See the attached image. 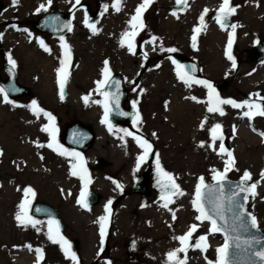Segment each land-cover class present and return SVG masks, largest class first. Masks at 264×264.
<instances>
[{"label":"rangeland","instance_id":"obj_1","mask_svg":"<svg viewBox=\"0 0 264 264\" xmlns=\"http://www.w3.org/2000/svg\"><path fill=\"white\" fill-rule=\"evenodd\" d=\"M1 1L0 68L5 59L9 61L11 57L15 61L17 80L29 89L30 95L7 98L9 102L6 103L0 93V264H73L61 245L49 239L50 222L30 214L29 208L35 202L59 209L67 221L76 223L71 229L78 230L83 236L79 264L93 261L92 242L86 235L91 212L74 206L82 193V186L77 183L82 184L79 175H72L73 165L79 163L71 155L74 152L64 145L61 148L66 154H59L56 136L53 142L50 133L42 131L44 127L51 129L53 122L43 113L34 114L33 102L52 117H61L63 123L82 117L83 123L92 126L96 137L93 146L88 147L89 162L93 164L95 158L102 157L112 165L97 169L96 175L102 172L119 174L120 177L131 174L141 156L136 141L132 136H124L121 130L127 129L111 126L110 132L109 125L101 123L104 83L100 82L105 80V61H108L110 74H120L126 82V105L135 104L138 109L139 122L135 126L132 123L134 133L146 137L149 143L154 141L155 155H159V162L167 167V172L176 179L183 192V195L171 197L173 202L167 208L163 207L165 199L158 196L144 200L140 210L135 205L139 203L138 197L133 202L130 198L123 200L115 216L118 234L133 239L138 233L141 241H148L146 236L157 232L160 237L146 247L152 260L164 264L169 261L168 253L180 248L177 238L186 235L190 226L196 225L192 237H207V250L191 248L182 257L178 253V258L184 260L186 256V264H216L219 259L217 249L223 247L224 238L211 232L208 220L196 219L200 213L193 201L200 177L208 184L215 181L216 172L225 173V161L229 157L216 154L221 143L218 140L213 142L211 133V129L219 124L220 134L225 136L235 159L234 167L224 177L240 178L245 171L251 174L250 181L258 186L255 198L249 195L247 211L256 217L257 227L264 235V179H261L264 172V136L261 135L264 133V116L249 119L245 113L249 111L246 105L251 102L237 97V93H253L259 98L264 95V61L252 62L248 55L255 43L264 40V0H230V6L235 8L231 26L237 25L231 47L234 68L233 60L228 59L232 27L222 29L211 18V13L220 9L223 0H185L186 4L179 12L172 9L177 0H154L143 12L142 30L133 29L132 17L143 0H121L119 11L113 7L116 0H79V3L76 0H52L50 6L48 0H19L16 6L12 0ZM41 4L48 11L66 12L78 7L73 15V30L62 36L68 45L70 59L61 46V37L42 34L33 27V22L45 12L37 11ZM86 8L96 14L92 23L96 26V34L86 26ZM197 25L202 28L196 43L200 44L199 57L205 70L210 72L215 66V77H212L230 83L219 98L242 105L238 108L232 104L220 105L224 115L208 111L207 95L204 109L195 106L199 112L191 115L194 106L189 92L192 89L173 77L164 59L168 53L166 49L178 50L193 42ZM134 30L138 31L132 42L135 54L129 51L123 35ZM153 37L156 38L154 41ZM40 41L49 51L41 47ZM30 54L34 56L30 58ZM61 61L66 62L69 73L63 104L60 103L58 82ZM85 96L89 97L87 104L83 99ZM183 103L189 104L186 105L189 117ZM242 132L251 139L245 138ZM49 144L53 147H48ZM124 150H127L126 156ZM42 182L45 188H42ZM27 188H31L35 196L25 197ZM70 192L71 197L67 195ZM111 195L112 191L106 193V197ZM25 201L29 202L26 204L27 215L37 222L35 226L31 223L21 225L16 219L21 213L20 205ZM145 202H149L147 206ZM51 227L55 235L56 230L53 225ZM37 249L43 253L40 261ZM114 257L113 264H120L118 257Z\"/></svg>","mask_w":264,"mask_h":264},{"label":"flooded vegetation","instance_id":"obj_2","mask_svg":"<svg viewBox=\"0 0 264 264\" xmlns=\"http://www.w3.org/2000/svg\"><path fill=\"white\" fill-rule=\"evenodd\" d=\"M215 25H217L216 22H215ZM197 26L199 28V25ZM194 35L198 36V34L195 32H194ZM170 49H173V47ZM199 50H200V44L196 43V47L194 48L193 42H189V43H186V45L182 46V48H178V50L176 49L175 52L168 51L166 55L169 56V58L165 59L164 57V59L167 60L168 65L173 74V77L178 78L183 85L190 87L192 89L190 90L189 94L192 97L193 106H202L204 109V106L206 105V102H205L206 99L204 97L207 95V93H209L207 91V87L202 83H191L190 85L185 84L178 77L177 72L178 70L182 69L180 67H176V65L179 64L180 62L179 58L193 62V64H195L194 68L189 65H184L182 70L187 72L195 80L207 81L208 83H210L212 87L215 89V93L218 94V96L221 94V91H218L216 88L220 86L223 82L227 83L225 86V88H227L228 86H230V83L226 79L219 82L214 78L215 77L214 73L216 69L215 66L210 72H207L205 70V67L203 66V62L200 60V57H199L200 55L199 53H201ZM248 55L252 62L264 61V59L259 60V61L253 60L250 54V50L248 51ZM232 68L234 67L232 66ZM195 71H196V74L192 75ZM204 74L210 75V76H206ZM3 76L4 78H2ZM5 77H6L5 74L1 72L0 79H5ZM241 94L242 95L246 94L247 97L249 95L250 98L248 97L249 100L247 101H251L253 103L260 104V105L262 103V97L264 96L263 95L262 97L259 98L257 94H253V93L251 94L250 93H237V97H239V99H241V96H240ZM64 99L63 100L60 99V103L63 104ZM102 116L104 119L105 109H104V114L102 113ZM83 119L84 118L81 117V119H76L68 123H63L61 117H59L58 115H54L55 136L57 138L56 145H59L60 148H61V145H64L66 148H69L70 151L74 153H79L73 147L67 146L65 144V136L67 133L68 126L75 122H79L80 124L84 125L85 128H88L93 134V139H92V142L90 143V145L91 144L92 145L91 146L89 145L90 147L88 146L89 148H91L94 144L95 137H96L95 130L92 129L91 125L83 123ZM109 124L112 127L125 128L129 132L133 133L134 135L139 136L143 139H146V137H142L134 133V130L132 127L133 124L117 126V125L111 124L108 121L107 125ZM153 143L154 141L151 140L150 142V144L152 145L151 154L144 161L139 162V169H137L138 162H135V169L131 172V174H127V176L125 175L124 177H120L119 174H110V173H103V172L96 175L95 171L97 169H102L104 167H110L112 166L111 162L106 161L105 159L100 157V158H95L93 160L94 163L91 164L87 157L88 151H89L88 148L85 149L83 152L79 153L80 156L83 158V167L87 170V177L91 181L87 185V195L85 197V203L87 204V208L84 207V210H83V211L89 210L91 212L89 214V217H91V219H89V224L87 225V231H86L87 239L92 242V248H93V253H94V257H93L94 259L93 261L90 262V264H100V263L113 264V262L116 260L114 256L118 257L117 260L118 262L120 261V264H157L156 261L150 258V253H148L147 251L148 247H146L148 244H150L149 242H153V240H151V235L149 236L144 235L148 238V241L146 239L141 241L140 239L142 237H138V233L135 237H133V239H127L126 237L119 235L115 228V223H116L115 216L120 211L119 206H121L120 203L123 200L130 198L129 200L133 202V201H136L135 197H138L137 200H139V203L135 205H136L137 210L138 209L140 210L143 207L142 202L144 200L154 199L157 196L159 198L166 196L165 194H162L159 191V188L161 189L163 187L162 184L165 183V180L159 174L158 169H157V164H156L157 155H155L156 153L154 151ZM137 148L140 149L141 155H143V149L140 148L138 144H137ZM58 152H59V149H58ZM126 152L127 150H124V156H126L125 155ZM160 166L167 172V167H164L163 165H161V163H160ZM229 179H237V178H229ZM77 183L80 186H82V192H83L85 190L84 183L80 184L79 181ZM175 183L178 184L176 179H175ZM117 185H120L121 187H117ZM110 188L112 191V195L109 197H106V193L111 194ZM104 191H107V192L104 193ZM67 195L71 197V192L67 193ZM89 195L96 196L97 200L95 204H93L94 200H91V198H89ZM80 198H81V193H80L79 200ZM109 201H111L112 203L110 205V215H109V221L106 227V236L104 238V243L102 245L101 236H100V224L98 221L100 217L108 215V213L105 212V209L106 207H109ZM90 203H92L93 205H91ZM147 203L149 202H145L144 205L147 206ZM74 206L76 209L77 207H82L80 203L78 204L75 203ZM54 210L57 212L59 218L63 222L62 227L57 228L59 235L68 241V243L71 245L72 252L76 254L78 260L81 259L80 248H81V241H82L83 236L82 234L81 235L79 234L78 230L76 231V230L71 229V227L75 226L76 223H71L67 221L64 218L63 213L59 209L58 210L54 209ZM139 234L141 235V233ZM197 239H198V236L196 235L190 238L191 246H189L187 250H190L191 248L193 250L196 249L195 244H196ZM74 244H77V248H78L77 251L74 248ZM179 247L181 248L182 245L180 244ZM117 250H120V252ZM118 252L119 254H117ZM179 254L181 255V257L185 255V253H179ZM164 264H175V263L168 261Z\"/></svg>","mask_w":264,"mask_h":264},{"label":"snow or ice","instance_id":"obj_3","mask_svg":"<svg viewBox=\"0 0 264 264\" xmlns=\"http://www.w3.org/2000/svg\"><path fill=\"white\" fill-rule=\"evenodd\" d=\"M52 0H48V5H51ZM77 3H79V0H76ZM154 2V0H143V3L138 6L136 8V15L132 17V27L133 29H139L142 30L144 25H143V21H142V15L143 12L147 9L148 6H150L152 3ZM178 3H183L184 0H177ZM12 3L14 6L19 4V0H12ZM120 3L121 0H116V3L113 5V7L116 8L117 11L120 10ZM47 11V7H45L44 4H41L39 6V8L37 9V11ZM235 12V8L230 6V0H223V3L220 6L219 9V13L216 17L217 22L220 24V27L223 29L225 27V22L229 19V17L234 14ZM175 15V13H173ZM205 15L207 14V10H205ZM201 25L203 26V15L201 16ZM86 26H88L89 28H91L93 30V34L97 33V29L95 24H88L87 19L85 21ZM65 27H69L68 25H65ZM232 35H230L229 37V43H228V59L229 60H233V57L231 55V47H232V42H233V37L235 34V30L237 25L233 24L232 26ZM202 30V28H196L194 29L195 33H200ZM138 34V31L134 30L131 33H124V38L127 40V46L129 48V51L132 52L133 54H135L134 52V48H133V40L135 38V36ZM156 38L153 37V41ZM196 39L197 36L193 35L192 40H193V47H196ZM61 41H62V48L65 49V55L70 59V55H69V49H68V45L66 43L63 42V37H61ZM41 47L44 48L45 51H49V49L47 48L46 45H44L43 41H40ZM121 44L123 46L124 44V40L121 41ZM166 51L169 52H175L176 49H166ZM9 62L12 64L13 67H15V61H13L11 59V57H9ZM62 67L58 72V75L60 76L59 79V84H60V95H61V99H64V87L65 84L67 82L68 79V71H67V65L65 61H61ZM233 67H235V61L233 60ZM104 75H105V80L101 81L100 83H107L108 80L111 79V74H110V70L108 69V61H105V68H104ZM178 77L185 83V84H191V83H202L204 84L208 89H209V104L211 105L208 108L209 112H219L220 115H224V111L222 108H220V105L223 104H232L233 107H241L242 105L236 104L234 101L231 100H221L218 96V94L215 93V89L212 87V85L210 83H208L207 81H199V80H195L193 77H191L187 72L181 70H178L177 72ZM117 85V89L119 88V82L116 81L114 82ZM0 93H4L3 89H0ZM105 95V103L103 104V107L105 109V118L101 121V123H108V112H109V101H108V93H104ZM85 104L88 103L89 101V97L85 96L83 97ZM4 100L5 102H9L7 99V94L4 93ZM116 103V106L118 107V99L114 101ZM249 109L248 112L245 113L246 116L249 117V119L253 118L256 115L259 116H264V105H260V104H255V103H250L246 105ZM133 107H135V104L133 105ZM33 112L34 114H36L37 116H39V114L43 113L50 121L53 122L52 128L49 129L48 127H44L42 129V131L45 132H49L53 142H55V127H54V117L51 116L50 113H46L43 112V109H40L38 107V105H36L35 101L33 102ZM139 122V115L137 114L136 119L134 120V126ZM201 127H203V124L201 125ZM220 129H221V125L216 124L212 129V140L213 142H215L216 140H223L222 135L220 134ZM109 131H112V127L109 124ZM123 131L124 136H132V138L137 142L138 146L140 148L143 149V155H141L138 158V163H137V169H139V162L140 161H144L150 154H151V149H152V145L146 140L143 139L139 136L134 135L133 133L127 131V130H121ZM262 136H264V133L261 134ZM122 138V137H121ZM42 146V145H41ZM48 147H53L52 144H49ZM201 147H203V144H201ZM57 149H59V154L60 155H65L66 154V150L62 149L59 147V145H57ZM56 150V149H54ZM220 153L222 154H226L229 159L227 161H225L226 164V168H225V173L221 174L219 172H216L215 175L213 176V179L217 181L218 184L221 183V181L224 180V176L226 175L227 171L232 169L234 167L235 164V159L232 156L231 152H228L225 147L223 142H221L220 144ZM0 155H2V153H0ZM72 156H74L78 161L79 164H74L73 165V171H72V175H79V178L84 181V191L81 193V198L78 201V203L81 204L82 207L87 208V204L85 203V197L87 195V185L91 182L90 179H88L87 177V170L83 167V158L80 156L79 153H72ZM156 164H157V169L159 174L163 177V179L165 180V184L163 185V187L165 188H171L172 192L170 195H166L164 197H162V199H165V203L163 205V207L167 208L168 205L170 203H172L173 201L171 200V196H175V195H183V192L180 190L179 185L175 183V179L174 177L169 174L168 172H166L161 166H160V162H159V155L157 154V158H156ZM77 169H79V171H77ZM252 179L251 174L248 171H245L243 174V178L241 183L237 186L238 191H236L235 193H233V197L239 195V193L243 192L245 193V196L243 197V199L246 201L248 196L251 195L252 198L254 199L256 196V191L255 189L257 188V183H251L250 185L248 184V181H250ZM261 179H264V172L261 173ZM117 187H121L120 185H117ZM208 186L205 185L204 183V178L200 177V181L199 184L196 187V199L193 201V204L196 208V211L200 213L199 216L196 217L197 220H209L211 222V232H217V231H221L222 229L217 225V222L215 219L212 218V215L209 214V212H207L204 208V206L202 205L201 201L203 199L202 196V189L207 188ZM210 191H215V189H209ZM24 194L25 197L29 196L30 194L32 196H35V192L31 189V188H27L24 190ZM233 197L229 198V202H232ZM29 203L28 201H25L24 204L20 205L21 208V213L17 215L16 219L18 222H20L21 225H26L28 223H31L33 226H35V224L37 223L36 221H33L31 219V217H29L27 215V209H26V204ZM111 201H109V207H106L105 212L108 213V215L102 216L99 218V224H100V236H101V244L103 245L104 243V238L106 236V227H107V223L109 221V215H110V205H111ZM222 202L221 203H217L215 205V215L220 216L221 219H223V214H222ZM236 207L238 208H242L243 205L236 203L235 204ZM238 219H242L245 215V213L243 211L239 212L236 214ZM173 219H175V214L173 213ZM52 223L54 222H50V226H49V239L52 240L53 243H59L61 245L62 250L65 253V256L68 257L69 259H71L73 261V264H79V260L76 256V254L74 252H72L71 250V245L68 243L67 240H65L62 236L59 235L58 230L56 231L55 235H53V230H52ZM247 224L242 222L241 227L244 228L245 230H247ZM250 226L251 228L255 229L257 228V220L255 216H251L250 217ZM197 230V226L196 225H192L190 226V230L189 232L181 237H178L177 239L180 241L182 247L177 249L176 251H172L168 253V259L169 261H174L175 264H186V256L184 260H181L178 258V253H186L187 248L189 246H191L190 244V238L192 237L193 233ZM229 238L226 236L225 237V244L223 245V247L217 249L218 255H219V259L216 262V264H232L231 260L229 259V248H230V244L228 242ZM207 237L205 236H201L199 237V240L196 242L195 247L199 248L201 251H206L207 250ZM244 243L248 244L250 242L245 241ZM237 247H239V244H237ZM37 252V259L38 261L42 260L43 258V253L40 249L36 250ZM254 255L256 257L259 258V260L261 262H264V250L261 251H256L254 253ZM211 264V262H210Z\"/></svg>","mask_w":264,"mask_h":264},{"label":"water","instance_id":"obj_4","mask_svg":"<svg viewBox=\"0 0 264 264\" xmlns=\"http://www.w3.org/2000/svg\"><path fill=\"white\" fill-rule=\"evenodd\" d=\"M184 6L183 3H177L174 10H181ZM76 7L71 8L67 12L62 11H46L41 17H39L33 26L36 30L41 33H47L52 36H63L70 32L69 27L72 29V15L74 14ZM3 11V5L0 1V13ZM219 11L212 15L216 18ZM94 14L86 10V19L88 23H92L94 19ZM231 24V16L225 22V27ZM251 57L253 60L258 61L264 59V41L257 44L251 51ZM180 59L181 65H189L195 67V65L188 60ZM2 71L6 74V79H0V88L4 90L7 97L15 99L20 97H27L30 95L29 89L17 83V74L15 68L12 64L6 61L3 64ZM1 73V70H0ZM196 74V71L193 73ZM119 82V88L117 89L116 82ZM226 82L218 86V90H223L226 86ZM108 93L109 101V112L108 120L115 125H130L137 116V110L133 105L125 107V102L127 98V88L124 83V79L119 74H112L111 79L103 86V95ZM242 98L246 99L245 95H241ZM118 99V107L116 106L115 100ZM104 95V103H105ZM262 105H264V97L262 100ZM93 134L84 125L79 122H75L68 126L67 133L65 136V143L75 149L83 152L92 142ZM227 147V146H226ZM242 178L236 181L233 180H223L220 184L217 181L208 184L207 188L202 189L203 199L201 201L205 210L212 215V218L216 220L217 225L222 229L219 231L224 237H228L230 248H229V259L232 264H264L258 257L254 255L256 251L264 250V235L258 228H251L250 226V215L247 213V200L245 201L243 197L245 193L241 192L239 195L233 197V193L238 191L237 186L241 183ZM166 183V182H165ZM163 183L162 185H164ZM250 185L251 182L248 181ZM209 189H215V191H210ZM161 193L170 195L172 192L171 188L162 187L159 188ZM233 197L232 202H229V198ZM91 200H94L93 204L96 203V196L89 195ZM248 199V198H247ZM222 202V214L223 219L220 216L215 215V205ZM236 203L243 205L242 208L235 206ZM93 205L92 203H90ZM90 206V205H89ZM243 211L245 213L242 219L237 218V213ZM32 215L36 217H47L54 222H57L58 226L62 227L59 217L56 211L50 206L43 203H35L31 209ZM242 222L246 223L247 230L241 227ZM64 227V226H63ZM245 241L250 243L246 244ZM239 244V247H237ZM74 248L77 251V244H74Z\"/></svg>","mask_w":264,"mask_h":264},{"label":"bare ground","instance_id":"obj_5","mask_svg":"<svg viewBox=\"0 0 264 264\" xmlns=\"http://www.w3.org/2000/svg\"><path fill=\"white\" fill-rule=\"evenodd\" d=\"M29 1H32V0H29ZM29 1H27L28 3H29ZM31 4V3H30ZM34 55H31L30 54V58L31 57H33ZM61 59V58H60ZM186 105H189V104H187V103H183V108H185L184 109V111L187 109L188 110V108H186ZM198 113L199 112V110L198 109H195V106L192 108V110L190 111V113H191V115H193L194 113ZM186 114H188V117H189V110L186 112ZM191 115H190V117H191ZM187 116V115H186ZM188 117H187V119H188ZM189 120V119H188ZM242 135L245 137V138H247V139H251V137L246 133V132H242ZM226 141V140H225ZM44 184V182H42V185ZM42 185H41V187H42ZM42 188H45V185H43V187ZM71 211V210H70ZM151 240H156V239H158L160 236H158V234H157V232H151Z\"/></svg>","mask_w":264,"mask_h":264}]
</instances>
